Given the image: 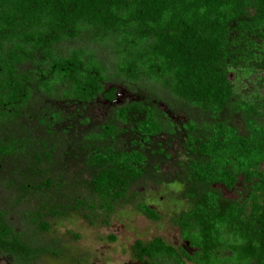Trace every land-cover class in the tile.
<instances>
[{"label": "trees", "instance_id": "trees-1", "mask_svg": "<svg viewBox=\"0 0 264 264\" xmlns=\"http://www.w3.org/2000/svg\"><path fill=\"white\" fill-rule=\"evenodd\" d=\"M241 68L264 71V0H0V134L6 138L40 98L114 102L118 84L152 96L153 102H124L113 111L144 141L174 132L158 103L201 116L182 124L187 159L178 183L187 205L172 219L191 252L159 237L136 240L133 256L145 264H264V96L235 93L230 72ZM46 113L41 122L48 126L61 120L58 112ZM223 113L239 114L245 132L220 119ZM120 131L104 124L86 141L113 140ZM11 139L0 144L1 156H13L28 141ZM145 161L136 149L91 152L88 163L97 171L90 189L101 208L111 212L133 199L130 188L146 172ZM239 177L250 183L247 194L225 198L221 188L230 191ZM46 183L33 188L45 190ZM136 207L159 218L144 202ZM36 217L25 213L22 221L46 229ZM0 252L32 264L50 251L30 245L0 209Z\"/></svg>", "mask_w": 264, "mask_h": 264}, {"label": "rangeland", "instance_id": "rangeland-1", "mask_svg": "<svg viewBox=\"0 0 264 264\" xmlns=\"http://www.w3.org/2000/svg\"><path fill=\"white\" fill-rule=\"evenodd\" d=\"M230 77L237 95L264 96V71L232 69ZM116 86L114 102L101 97L88 103L40 98L12 128V136L0 134V144L11 138L28 140L24 145L17 144L20 152L13 156L0 155V209L6 210L9 223L22 231L30 245L50 251L40 254L32 264H145L134 258L132 245L136 240L147 242L155 237L191 252L172 219L187 205L178 183L181 164L187 159L182 124L201 116L158 103L157 108L174 124V132L144 141L130 126L115 121L113 111L124 102H153L152 96L142 89ZM47 109L60 113L61 120L49 126L42 123ZM220 119H228L240 133L245 132L239 114L223 113ZM104 124H114L121 131L113 140L92 144L86 141L88 135L98 132ZM108 146L116 150H140L146 156V172L130 188L133 199L115 204L111 212L101 208L90 189L97 169L88 163L94 149ZM259 170L264 178V162ZM46 180L47 189L34 190L33 187L45 185ZM23 183L30 187L27 192L19 190ZM249 186V182L239 177L230 191L221 188V192L225 198L238 200L247 194ZM138 202L146 203L159 218L152 220L140 213ZM30 212L36 213L37 222L45 224L46 229L36 230V225L26 227L23 214ZM0 264L18 262L0 252Z\"/></svg>", "mask_w": 264, "mask_h": 264}, {"label": "flooded vegetation", "instance_id": "flooded-vegetation-1", "mask_svg": "<svg viewBox=\"0 0 264 264\" xmlns=\"http://www.w3.org/2000/svg\"><path fill=\"white\" fill-rule=\"evenodd\" d=\"M115 101H116V99H115Z\"/></svg>", "mask_w": 264, "mask_h": 264}]
</instances>
